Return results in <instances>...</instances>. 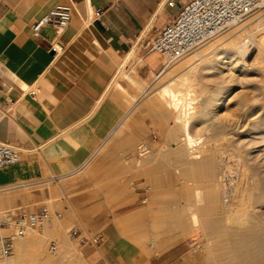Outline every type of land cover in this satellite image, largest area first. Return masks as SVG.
I'll return each mask as SVG.
<instances>
[{"label":"crops","instance_id":"0c3cea01","mask_svg":"<svg viewBox=\"0 0 264 264\" xmlns=\"http://www.w3.org/2000/svg\"><path fill=\"white\" fill-rule=\"evenodd\" d=\"M171 1L173 7L165 0H0V143L23 150L18 164L0 168V211L60 215L36 238L44 244L81 231L87 243L72 238L84 264H189L182 245L155 257L151 244L138 246L159 215L156 203L146 206L152 194L142 186L170 171L159 155L202 183L179 160L184 151L168 147L167 118L140 96L162 70L161 56L147 53L154 31L189 2ZM58 6L70 8L65 31L44 26L34 39L30 26ZM53 42L61 46L56 54L48 52ZM141 144L149 162L138 156Z\"/></svg>","mask_w":264,"mask_h":264},{"label":"bare ground","instance_id":"6f19581e","mask_svg":"<svg viewBox=\"0 0 264 264\" xmlns=\"http://www.w3.org/2000/svg\"><path fill=\"white\" fill-rule=\"evenodd\" d=\"M260 21L254 19L251 23L241 25L238 31L236 29L239 26L231 30H236L232 32L233 36L243 31L246 37L237 35L231 41L226 37L228 42L223 40L227 42L226 46L223 45L224 48L209 46L207 50L192 55L191 60L185 64L183 62V65H178L185 66L186 69L196 67L204 60L203 71H216L221 65L231 64L232 58L242 61L252 47L257 50L253 63H260V58L264 56V32L259 28ZM208 55H212V59L207 60ZM243 65L248 67L245 62ZM124 77L131 81L128 76ZM229 77L231 76H227L228 79ZM179 85L183 88L178 89ZM192 89L188 73H185L162 84L155 93L164 107L169 109L177 125L180 137L177 139L180 143L175 149L184 151V157L175 158L178 157L181 161L184 159L183 163L188 165V171L192 175L199 172L203 182L202 190L193 188L192 209L185 218L176 216L175 226L180 231H203L206 249L217 251L216 264H264V150L259 148L264 145V116L249 125L238 120L234 123L236 139L233 142L236 150L227 154L236 161V166L232 169L228 165L229 160L227 157L223 158L221 152L199 149V145L203 144V136L191 133V116L196 99ZM234 201H240L241 205L237 206ZM237 209H241L240 215L235 212ZM42 243L36 237H29L23 246L17 244V262H21L22 257L27 254L30 258H41ZM34 258L32 259L35 260Z\"/></svg>","mask_w":264,"mask_h":264},{"label":"rangeland","instance_id":"374dc122","mask_svg":"<svg viewBox=\"0 0 264 264\" xmlns=\"http://www.w3.org/2000/svg\"><path fill=\"white\" fill-rule=\"evenodd\" d=\"M254 19L261 20L259 28H261V32H264V10H262L257 15L247 18L243 22L233 26L195 52L173 62L164 72L157 75L156 78L146 81L147 84H151L150 86L153 87L150 91L147 90L146 93L141 92L140 96L147 101L154 102L159 112L160 120L163 119V121H165L167 118L171 131V143L168 147L177 146L180 143V137L178 136L177 125L172 115L168 113L155 93L162 84H165L171 79H176V77L182 74L188 73V77L192 83V90L196 97L193 105L194 113L191 116V133L193 135L203 136V144L199 145V149L213 153L221 152L223 158L227 157L229 160L228 165L230 168H235L236 161L233 160L232 157L227 156V154L236 150L233 142L236 139V133L233 131L234 123L238 120L249 125L258 121L261 116H264V56L260 58V63L255 65L253 62L257 55V50L252 47L242 61L232 58V65H221L216 71H203L204 60L199 65H195L196 63H194L196 67H190L191 69L189 67L185 69V66L181 67L179 65H183V62L185 64L187 61L191 60L192 55L205 49L207 50L209 46L217 45L219 46L218 48H224V46H226L225 44H227L228 41L234 40L237 35L246 37V33H242L243 31H239L235 36H233V33L236 30L238 31L241 25L251 23ZM234 28L237 29L231 31ZM256 34L253 36H256ZM226 37L230 39L228 40ZM223 40L228 41L226 42ZM212 57V55H208L206 59L209 60L212 59ZM243 62L248 64V67H245ZM220 73L222 77H220ZM227 76L231 77L228 79ZM224 80L226 81L224 82ZM128 86L129 84L125 83L126 89ZM179 87L183 88L181 85L177 86L178 89H180ZM126 92L128 96L131 93L129 91ZM123 96L126 97L125 108L127 109L129 106L127 102L128 96L125 94H123ZM166 113L168 114L167 117ZM174 135H177L176 139H174ZM178 137L179 139H177ZM259 148L264 150V145H261ZM215 155L217 156V154ZM171 158L172 156L169 155H159L157 157V163L170 168V171H159L157 184L147 182L142 186L143 189L146 187L151 188L148 193H151L152 196L148 199L146 206L156 203L159 215L157 219L153 221V235L151 234L149 237H140L138 246L143 247L146 243L151 244L154 249L150 251V254L155 257L172 247L182 245L187 250L185 257H187L189 264H203L205 262L208 264H216L217 251H209L206 249L207 245L205 247L203 244L206 243L203 231H193L190 229L180 231V229H177L175 226V217L179 216L180 218H185L190 212V209H192V190L193 188L202 190L203 182H196L192 179L189 180L183 177L181 175L182 167L175 165ZM141 159L143 163L149 162V152L143 155ZM186 169L189 170L188 165H186ZM188 174L192 173L188 171ZM172 192H176L179 195L184 193L186 196L181 195L177 198H173ZM156 193L160 194V196L157 197ZM188 197L191 200H189ZM234 204L237 206L241 205L240 201H234ZM240 210L241 209H237L235 212L240 215ZM162 212H168V215H161ZM2 213L4 212L0 211V216ZM51 225H57V221H52ZM29 237H38L37 232H29L25 239ZM76 242L77 241L73 240L69 233L63 235L61 241L48 239L44 244L42 243L40 250L42 257L34 258L31 256L30 258V255L26 256V260L29 259L26 264H84L80 260L79 249ZM51 243L54 244L55 250H51ZM14 250L15 252L10 259V264H18L17 260H15L16 245L14 246Z\"/></svg>","mask_w":264,"mask_h":264},{"label":"built area","instance_id":"2783aa9c","mask_svg":"<svg viewBox=\"0 0 264 264\" xmlns=\"http://www.w3.org/2000/svg\"><path fill=\"white\" fill-rule=\"evenodd\" d=\"M165 4L174 6L171 0H165ZM262 10H264V0H189L187 5L178 10L172 23L154 31L147 53L154 52L161 56L162 72L173 62L195 52ZM100 14V11H96L94 16L98 17ZM69 22L70 8L58 6L30 26L31 34L34 39L39 40L41 39L40 29L50 26L57 35H60ZM60 51L61 46L58 42L50 43L49 53L56 54ZM137 150L139 157L149 152L145 144L139 145ZM22 154L21 148L0 143V168L18 164ZM149 191V187L143 189V192ZM142 202H146V198H143ZM59 218L60 215L46 211L27 213L20 210L16 217L9 216L7 212L2 213L0 216V264H8L16 241L25 239L29 232H40ZM69 234L81 244L88 242L81 231L71 230ZM50 248L55 250L53 243Z\"/></svg>","mask_w":264,"mask_h":264}]
</instances>
